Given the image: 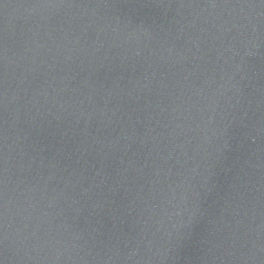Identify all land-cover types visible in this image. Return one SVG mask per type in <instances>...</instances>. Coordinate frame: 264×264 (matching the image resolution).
<instances>
[{
  "label": "water",
  "instance_id": "1",
  "mask_svg": "<svg viewBox=\"0 0 264 264\" xmlns=\"http://www.w3.org/2000/svg\"><path fill=\"white\" fill-rule=\"evenodd\" d=\"M0 264H264V0H0Z\"/></svg>",
  "mask_w": 264,
  "mask_h": 264
}]
</instances>
